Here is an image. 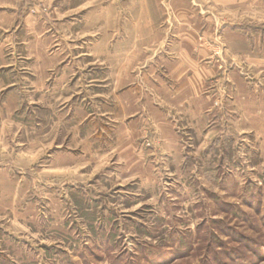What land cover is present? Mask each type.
<instances>
[{
    "label": "rangeland",
    "instance_id": "1",
    "mask_svg": "<svg viewBox=\"0 0 264 264\" xmlns=\"http://www.w3.org/2000/svg\"><path fill=\"white\" fill-rule=\"evenodd\" d=\"M223 3L177 6L201 44L222 46ZM79 39L56 41L73 85L3 123L0 264H264V138L231 133L227 88L198 136L179 113L173 128L158 110L152 131L141 115L117 123L101 112L100 54L69 52Z\"/></svg>",
    "mask_w": 264,
    "mask_h": 264
},
{
    "label": "crops",
    "instance_id": "2",
    "mask_svg": "<svg viewBox=\"0 0 264 264\" xmlns=\"http://www.w3.org/2000/svg\"><path fill=\"white\" fill-rule=\"evenodd\" d=\"M212 1L227 4L222 48L198 41L196 14L177 9L187 0H0V134L24 104L73 85L56 41L78 37L69 52L100 54L103 116L141 115L152 131L157 110L170 128L179 113L198 136L216 125L210 101L226 87L231 133L264 138V0Z\"/></svg>",
    "mask_w": 264,
    "mask_h": 264
}]
</instances>
